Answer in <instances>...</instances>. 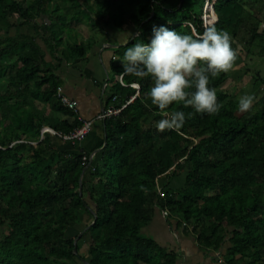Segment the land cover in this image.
Wrapping results in <instances>:
<instances>
[{
    "label": "trees",
    "instance_id": "1",
    "mask_svg": "<svg viewBox=\"0 0 264 264\" xmlns=\"http://www.w3.org/2000/svg\"><path fill=\"white\" fill-rule=\"evenodd\" d=\"M181 1L0 0V264H176V255L141 233L156 209L191 229L204 250L221 253L229 243L228 264H264V69L252 75L258 95L247 113L222 90L228 73L210 78L222 106L207 114L183 102L158 109L148 96L151 77L117 64L122 83H114L105 108L121 112L105 121L101 165L88 168L90 156L60 153L50 138L41 140L43 106L73 113L58 98V66L46 56L75 61L95 46L79 41L72 25L133 31L116 51L121 60L134 44L150 43L154 26H165L193 37L227 30L237 60L245 53L264 62V0ZM165 111H184V125L158 129ZM81 125L77 116L73 124H49L68 143L63 137ZM182 174L183 187L173 189ZM85 220L90 228L75 254L79 235L72 232Z\"/></svg>",
    "mask_w": 264,
    "mask_h": 264
},
{
    "label": "crops",
    "instance_id": "2",
    "mask_svg": "<svg viewBox=\"0 0 264 264\" xmlns=\"http://www.w3.org/2000/svg\"><path fill=\"white\" fill-rule=\"evenodd\" d=\"M261 17L264 20V13ZM49 19L46 18L43 23H49ZM72 29L79 34V41L95 43L93 49L85 58L75 61L63 60L59 63L60 57H58L59 61L56 62L49 55L46 56V60L49 63L53 62L54 66H58L56 75L61 82L62 92L67 98L77 103L78 114H56L50 110L49 106H43L48 124L41 131V140L44 137L50 138L51 144L60 153L68 155L83 154L93 157L91 165L93 164L96 167L101 165L103 152L106 147L105 122L99 121L98 117L102 114L103 107H106V100L111 95V88L114 83L117 81L122 83V76L117 79V75L113 70L114 65L123 64L122 60L116 56V51L120 47L126 46L132 37L133 31L130 30L125 33L98 32L92 31L90 27L83 24L72 25ZM39 44L44 51H47V48L40 40ZM113 46L117 48L113 49ZM262 64L264 65V62ZM76 116L81 117L92 126V132L87 139L82 143L74 144L57 138L56 133L49 124L55 125L63 122L73 124ZM87 176L88 174L86 178H89ZM184 181L185 175L182 174L174 178L170 186L173 189H181ZM87 200L91 202L89 196ZM90 206L94 210L92 202ZM86 222L87 220L83 222L80 234L85 230ZM141 233L144 237L152 239L163 251L176 255V264H228L225 254L230 247L229 243L224 246L221 253L204 250L198 244L196 236L191 229L179 226L178 221L171 219L158 209L155 210L149 225Z\"/></svg>",
    "mask_w": 264,
    "mask_h": 264
},
{
    "label": "clouds",
    "instance_id": "3",
    "mask_svg": "<svg viewBox=\"0 0 264 264\" xmlns=\"http://www.w3.org/2000/svg\"><path fill=\"white\" fill-rule=\"evenodd\" d=\"M152 31L150 43H136L125 51L124 72L151 77L154 86L148 96L162 111L175 102H183L195 113L217 112L222 105L218 103L216 88L210 87L209 81L235 66L238 49L233 47L231 34L215 27L206 29L197 37L165 26H154ZM254 101V95L240 96L238 110L249 112ZM163 115L164 118L156 122L160 130L179 129L186 120L184 111H165Z\"/></svg>",
    "mask_w": 264,
    "mask_h": 264
},
{
    "label": "rangeland",
    "instance_id": "4",
    "mask_svg": "<svg viewBox=\"0 0 264 264\" xmlns=\"http://www.w3.org/2000/svg\"><path fill=\"white\" fill-rule=\"evenodd\" d=\"M72 34L79 37V34L76 31H73ZM241 57L242 59L235 63L233 69L227 72L229 74V79L223 86L222 90L229 91L237 97L245 94H251L254 95L256 101L258 93H255L251 88L252 75L257 71L264 69V65L262 64V60L257 56L246 57L245 53H243ZM80 230L81 227L75 228L74 232H72L73 235L80 234Z\"/></svg>",
    "mask_w": 264,
    "mask_h": 264
},
{
    "label": "built area",
    "instance_id": "5",
    "mask_svg": "<svg viewBox=\"0 0 264 264\" xmlns=\"http://www.w3.org/2000/svg\"><path fill=\"white\" fill-rule=\"evenodd\" d=\"M58 98L60 99L63 107L70 110L74 114H78L77 112V103L67 98L63 92L62 89L58 92ZM116 99H114L115 101ZM134 100V98L132 99ZM121 112V109L116 108L114 105H111L108 108H104L101 115H99L98 120L105 122L107 119H111L115 116H118ZM77 120L82 124L80 128L75 129L73 132H71L68 136H64L63 139L66 141H69L74 144L82 143L87 139V137L92 132V126L90 123L85 122L81 117H77ZM93 157H84V162L89 168L91 165ZM167 215V214H165Z\"/></svg>",
    "mask_w": 264,
    "mask_h": 264
},
{
    "label": "water",
    "instance_id": "6",
    "mask_svg": "<svg viewBox=\"0 0 264 264\" xmlns=\"http://www.w3.org/2000/svg\"><path fill=\"white\" fill-rule=\"evenodd\" d=\"M183 1L184 0H182L181 1V4H180V6H182V4H183ZM153 14L154 13H152V16H153ZM136 37V34L133 36V38H132V40H134V38ZM117 47H114L113 46V49H116ZM103 110H104V107H103ZM105 129H106V124H105ZM107 145V137H106V135H105V146ZM86 171V170H85ZM85 171H84V173H85ZM80 194L82 195V180H81V182H80ZM91 213H92V215L94 216V219L96 220V218H97V216H96V214H95V212L94 211H91ZM92 226V225H91ZM90 227H88V228H86L79 236H78V238L75 240V242H74V245H75V250H74V253L75 254H77V244H78V242H79V240L81 239V237L83 236V234L89 229ZM81 262L83 263V264H89L87 261H85V260H81Z\"/></svg>",
    "mask_w": 264,
    "mask_h": 264
}]
</instances>
